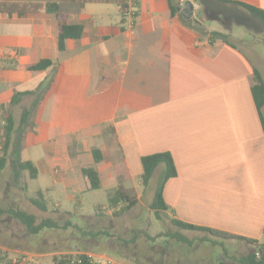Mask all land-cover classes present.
I'll return each instance as SVG.
<instances>
[{
    "label": "crops",
    "instance_id": "obj_1",
    "mask_svg": "<svg viewBox=\"0 0 264 264\" xmlns=\"http://www.w3.org/2000/svg\"><path fill=\"white\" fill-rule=\"evenodd\" d=\"M236 3L264 11V0H201L192 3L201 16L192 20L207 34L227 37L203 21L234 19L227 12L251 16ZM126 4L0 0V150L5 121L11 118L17 130L22 111L30 110L29 124L18 133V159L49 177L56 194L90 191L81 169L94 165L93 149L101 153L95 168L107 191L139 181L142 157L168 152L176 177L163 190L167 216L262 243L264 132L250 94L255 57L231 43L233 48L206 41L170 15L168 0H137L131 20L121 14ZM50 5L57 6L62 21L83 28L82 37L65 41L62 51ZM46 60L49 69L27 70ZM257 71L264 82V72ZM38 93L43 97L35 107ZM15 158L8 155L6 170L11 172ZM96 216L92 219L101 221ZM0 224L9 239L17 238L16 221L3 217ZM80 235L86 242L82 250L52 256L84 254L102 263L100 250L126 253L99 241V232ZM0 250L27 255L7 241Z\"/></svg>",
    "mask_w": 264,
    "mask_h": 264
},
{
    "label": "rangeland",
    "instance_id": "obj_2",
    "mask_svg": "<svg viewBox=\"0 0 264 264\" xmlns=\"http://www.w3.org/2000/svg\"><path fill=\"white\" fill-rule=\"evenodd\" d=\"M130 3V0H127L126 5ZM184 6L182 2L178 3L179 8L184 9ZM226 14L235 20L212 18L203 21L204 25L213 31L227 34L228 43L237 46L247 56H254L257 70L264 72L263 25L245 14L239 16L231 12ZM199 15L200 13L193 11L192 19L195 21L197 18L200 19ZM205 40L209 41L208 38ZM33 153L34 156H39L38 151L33 150ZM74 168L78 174V167ZM157 175L158 172L154 174L150 188L145 190L140 186L137 178L124 182L126 188L136 190L135 192L140 195V202L131 212L115 218L111 214L105 216L110 211L106 207L107 188L105 186L97 191L84 194L63 190H61L63 193L56 194L49 184V177L38 174L36 179L30 180L27 174L21 173L18 180L14 182L8 168L0 177V206L7 207L9 203H14L18 208L35 215L39 220L42 218L55 220L61 228L45 230L37 236H31L16 222L18 226L13 228V231L17 238L11 240L4 234V226L0 224V242L16 243L25 250L22 252L27 255H15L10 253L11 251L1 250L0 254L5 261L9 260L14 264H25L23 256L31 261L29 264H49L52 263V255L70 253L76 248L82 250L86 242L83 241L85 237H82L80 233L93 231L99 232V241L105 244H115L126 252L122 256L109 249L100 250L106 257L101 260L102 264L107 262L114 264H235L231 260L232 257H239L247 252V246L237 241H224L199 232H179L171 226L170 216L166 214L164 216L161 214V218L157 220L149 209ZM38 191H41V195L44 196L46 212L39 211L28 201L36 199ZM70 196H78V198L71 200ZM97 207H105V209L96 212ZM95 216L101 218V221L92 219ZM12 222L15 221L12 220ZM177 234L186 238L190 244L177 242L170 237ZM18 239H24L25 243L23 244ZM86 239L91 241V237ZM42 249L47 251L40 253L39 250ZM41 255H47V257H38Z\"/></svg>",
    "mask_w": 264,
    "mask_h": 264
},
{
    "label": "trees",
    "instance_id": "obj_3",
    "mask_svg": "<svg viewBox=\"0 0 264 264\" xmlns=\"http://www.w3.org/2000/svg\"><path fill=\"white\" fill-rule=\"evenodd\" d=\"M193 1L201 2V0ZM236 5L244 8L264 27V11L244 4L236 3ZM168 7L170 10V15L172 17L177 16L183 23V25L198 32L201 36L207 37L210 43L219 41L224 44H229L227 41V37L223 34L217 32H212L209 34L205 33L200 28V26L194 23L192 19L188 18L186 15L179 11L180 8L178 7V2H176L175 0H168ZM47 10L54 16L57 22L58 51L64 50L65 41L78 40L82 37V26L69 25L66 22L62 21L59 18L56 5L48 6ZM229 45L233 48V45ZM51 66V61H40L35 65L28 66L27 70L30 72H41L49 69ZM250 94L260 120V125L264 132V82L262 80L261 74L255 69L253 70V84L250 88ZM42 97V94L38 93V95H36L37 100L36 102L34 101L33 106L36 107ZM29 118L30 110L24 109L22 111L20 123L17 130L14 129V122L11 118L7 119L4 126L2 127L3 138L2 147L0 150V177L6 171L8 155L12 154L13 157H16L11 170V175L14 182L18 180L21 173L27 174L30 180H34L37 178L38 172L36 167L30 162H20V160L18 159V154L20 152V148L18 147L17 142L19 136L18 133L29 124ZM92 156L94 165L82 168L81 173L88 181L89 190L97 191L101 188V182L95 165L99 164L102 161V157L98 149L92 150ZM140 164L142 172L139 177V181L144 190L150 188L152 178L154 174L158 172L154 192L149 204V209L152 211L155 218L159 220L161 218V214L162 216H164L166 214V211L168 210V207L166 206L163 199L164 186L170 179L176 177V168L172 156L168 152L155 153L142 157L140 159ZM37 196L38 197L36 199H29V203L39 211L46 212V203L41 198L40 193H38ZM106 197V207L112 212V216L115 218L123 216L138 204V198L135 190L133 188H126L122 184H118L114 189L107 191ZM100 210L101 209H97V211ZM3 217H9L10 219L16 221L25 229L27 234L31 236H37L45 230H58L61 228L55 220L51 218H42L39 220L35 215L18 208L14 203H9L6 208L0 207V219ZM169 222L171 226L176 228L179 232H199L204 233L209 237L221 239L224 241H237L245 244L248 249L247 252L243 255H240L239 257H232L231 260L235 264H264V240L262 243H258L256 241L245 239L242 237H235L224 232L190 225L173 218H169ZM170 237L175 239L177 242H182L186 245L190 244V242L180 234L172 235ZM74 258L82 259V262L79 264H98L95 262H90L85 256L78 255L77 257H75L74 255L53 257V261L55 264H70ZM0 261L4 262L5 264H14L12 263V261H5L4 257L1 254Z\"/></svg>",
    "mask_w": 264,
    "mask_h": 264
},
{
    "label": "built area",
    "instance_id": "obj_4",
    "mask_svg": "<svg viewBox=\"0 0 264 264\" xmlns=\"http://www.w3.org/2000/svg\"><path fill=\"white\" fill-rule=\"evenodd\" d=\"M130 4H128V5H125V6H123V7H121V14H122V16L124 17V18H126V19H129V20H131L134 16H135V13H136V11H135V4H136V1L135 0H130ZM135 2V3H134ZM134 3V4H133ZM184 5H185V3L184 2H182ZM133 5V6H132ZM132 6V7H131ZM184 8V7H183ZM263 235H264V231H263ZM77 255L78 256H85L90 262H92V263H94V261H93V259H92V256L91 255H84V254H74V256L75 257H77ZM257 255V254H256ZM23 258H24V262H25V264H29L31 261L29 260V259H27V257L26 256H23ZM82 262V259H80V258H74L72 261H71V263L70 264H74V263H81ZM96 263V262H95ZM98 264H102V263H100V262H97ZM105 264H114V263H105Z\"/></svg>",
    "mask_w": 264,
    "mask_h": 264
},
{
    "label": "water",
    "instance_id": "obj_5",
    "mask_svg": "<svg viewBox=\"0 0 264 264\" xmlns=\"http://www.w3.org/2000/svg\"><path fill=\"white\" fill-rule=\"evenodd\" d=\"M179 11L186 15L188 18L192 19L193 18V6L192 4L188 1L185 3L184 9Z\"/></svg>",
    "mask_w": 264,
    "mask_h": 264
}]
</instances>
